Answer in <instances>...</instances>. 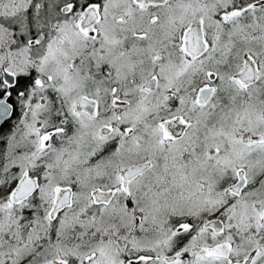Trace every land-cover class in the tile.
Masks as SVG:
<instances>
[{"label":"snow or ice","instance_id":"obj_1","mask_svg":"<svg viewBox=\"0 0 264 264\" xmlns=\"http://www.w3.org/2000/svg\"><path fill=\"white\" fill-rule=\"evenodd\" d=\"M0 264H264V0H0Z\"/></svg>","mask_w":264,"mask_h":264},{"label":"flooded vegetation","instance_id":"obj_2","mask_svg":"<svg viewBox=\"0 0 264 264\" xmlns=\"http://www.w3.org/2000/svg\"><path fill=\"white\" fill-rule=\"evenodd\" d=\"M5 131H7V129H5Z\"/></svg>","mask_w":264,"mask_h":264}]
</instances>
